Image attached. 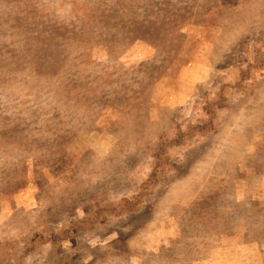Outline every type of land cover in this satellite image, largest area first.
Returning a JSON list of instances; mask_svg holds the SVG:
<instances>
[{"label":"rangeland","instance_id":"obj_1","mask_svg":"<svg viewBox=\"0 0 264 264\" xmlns=\"http://www.w3.org/2000/svg\"><path fill=\"white\" fill-rule=\"evenodd\" d=\"M170 17L181 26L169 41L143 39L129 23ZM256 29L264 0H0V260L7 251L15 261L48 226L89 221L105 191L139 202L143 188L173 172L154 207L118 220V231L85 233L80 249L61 242L68 263L196 264L189 256L199 250L172 243L185 236L209 248L224 232L244 236L245 196L264 210V71L245 79L257 84L248 98L232 96ZM209 66L203 83L214 88H194L195 72ZM216 91L227 103L211 144L174 164L180 176L171 168L163 177L167 163L157 169L150 159L159 138L176 115L184 137L207 123ZM242 249L228 257L255 256Z\"/></svg>","mask_w":264,"mask_h":264},{"label":"trees","instance_id":"obj_2","mask_svg":"<svg viewBox=\"0 0 264 264\" xmlns=\"http://www.w3.org/2000/svg\"><path fill=\"white\" fill-rule=\"evenodd\" d=\"M168 20L173 19L172 17H170ZM104 22L106 23L105 20ZM132 22H134V25L136 27L140 28V30L136 32L137 34H145L143 39H155V37L158 36L159 38L167 37L169 41V39L175 36V34L178 32L179 27L181 26L178 25V19L177 21L173 20V23L169 21H166L167 23H160L156 21L145 23L136 18L134 19V21H130L129 23ZM258 30L259 29H256L253 32H247V36L250 39H252L254 36H258L259 39H256L257 42L251 45L252 47L249 50L251 54V61L249 66L242 70L245 75L243 83H238L235 86V93L233 94L232 99H235L236 101H238L239 98H242L243 100L248 98L250 96L249 92L253 91L255 89V86L257 85H246L245 81L250 80L254 74H259V72L264 71V29L261 31ZM210 82L211 80L200 84L197 86V88H199V90L214 88V86L211 85ZM244 83L245 88L242 87L244 86ZM207 99H209V102L213 103L208 107L210 111L205 110L202 112V115L203 113H208L209 115L207 123L204 122L203 124L202 121H197V125L193 126L192 131H190V133L184 137L180 132H177L179 129L176 123L180 125L182 124V122H178V115H176L171 121V131H165L161 135L162 137L159 138L157 146L155 148H161L154 155H152L150 159L152 160V162L157 163V165L159 166L157 167V169H160L164 163H167V170L165 171V174H163V177L172 172L170 171L171 168L180 176L179 168L174 164L177 161L183 162L184 156L188 160H190V158L192 157V153L194 152H190V150L198 149L200 145L203 148L204 146L211 144V139L213 137L212 134L216 131L217 123H220L224 120V111L220 110V107L218 105H224L227 103V101L225 100L221 92L219 93L218 91H216L215 93H210ZM203 108H205V106H203ZM200 115L201 114H199V116ZM194 124H196V122ZM198 134H200L199 136H201L200 138L202 139L193 143L197 139L196 135ZM188 139H192V142ZM187 141H189L188 145H185ZM175 145L179 146V148H176L179 151L178 153H175L176 156L174 158H171L172 156L169 157L168 153L171 149H173ZM184 145L186 146L185 153L180 154V151L182 150ZM153 148L147 147V153H149ZM167 157H169V159H167ZM193 160H195L194 154ZM172 174H174V172ZM171 175H169L168 178H166L165 181L159 185H157V181H154L148 184V187L143 188L145 194L138 197L139 199L140 197L142 198L139 202L128 199L125 196H123L124 198L120 196H113L110 191H105L104 194L99 195L95 198V201L97 202L96 212L95 214L90 216L91 218L89 219V221H83L82 223L73 224L64 228L63 230L51 229V227L49 228L48 226L43 232L38 234L30 244L25 246L24 253L18 254L15 261L12 260L14 258V255H9L7 254V251H5L0 260L1 263L32 264L35 259H43L45 261V264H69L68 259L65 258V256L60 252L58 248L61 242L70 243L74 245V247H77V249H80L84 245L82 238H85V233L91 232L95 235H100L112 230L118 231L120 229L117 228L118 220L128 217L127 215L131 216L133 211L138 212L143 207L149 209H152L154 207L155 202L163 196V194L160 192L161 188L165 186V184H171L176 180L177 175L173 179L170 178ZM238 202L239 201L236 200V203ZM255 202H257V199H252L245 196V200L242 201L245 208L242 211L245 210V219L248 220L249 226L251 227V230H253L251 231V235L264 237V210H261V208H258L259 210L255 209ZM110 212H114L115 214L111 215L109 214ZM208 215L211 216V212H208ZM45 219V216L39 217V220L41 222H43ZM199 237H202L201 234H199ZM5 243H8V241H6ZM5 243L3 246H5ZM196 243L197 242L195 240L186 239L185 236H182L181 238H179V240L174 241L172 245L173 249H175L176 245L184 247L183 251H180L183 253L191 252L193 249L202 250L208 248L207 246H204L203 243H200L201 245L199 247H195ZM170 251L174 253V251Z\"/></svg>","mask_w":264,"mask_h":264},{"label":"crops","instance_id":"obj_3","mask_svg":"<svg viewBox=\"0 0 264 264\" xmlns=\"http://www.w3.org/2000/svg\"><path fill=\"white\" fill-rule=\"evenodd\" d=\"M212 49H214V47H212ZM201 68V67H200ZM214 70V66L212 67H207V68H201L200 70H198L197 72H195V77H193L194 81V85L193 87H197L199 84L203 83L204 81L208 80L209 77H211V75L213 74ZM187 102V99H185L181 104L179 105H183V103ZM247 220V219H246ZM251 227L249 226V223L247 221V223L245 224V234L244 236H240V239L237 240V237L235 238L233 236V233L228 234L225 233L222 234L220 241L222 242L219 246L218 244H214L212 247H209L208 249H202L199 250V252H196V255L193 256H189V257H193L195 260V263H207L208 260H206L207 258L205 257H209V264H214V259L215 258H220V261L217 260V264H234L236 262V264H250L249 261L250 259H253L254 264H264V237H257V236H253L251 235ZM228 238L233 239L234 242H229L230 244H227L225 242V240ZM224 240V241H222ZM212 241V240H211ZM238 241V242H237ZM214 243V241H213ZM212 243V244H213ZM236 243H239L238 245H235ZM237 246H241L244 249H242L244 252L246 249L248 248H256V251L254 253L255 256H251L250 257H244L243 255H241V257H238L237 260L234 259L233 256L228 257V253H232L235 249V247ZM186 254V253H185ZM182 255V254H180ZM225 255L224 258H222ZM184 258H187L186 256H182ZM204 257V258H203ZM198 259V260H196ZM221 259H223L221 261ZM248 261V262H247Z\"/></svg>","mask_w":264,"mask_h":264}]
</instances>
